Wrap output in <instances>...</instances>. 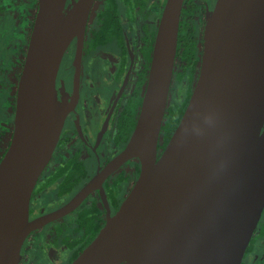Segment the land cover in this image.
<instances>
[{"label": "water", "instance_id": "obj_1", "mask_svg": "<svg viewBox=\"0 0 264 264\" xmlns=\"http://www.w3.org/2000/svg\"><path fill=\"white\" fill-rule=\"evenodd\" d=\"M95 0H39L16 130L0 165V264H20L34 188L67 115L57 76ZM184 0H167L142 110L126 149L56 216L138 158L139 178L71 264H242L264 211V0H217L188 107L158 159Z\"/></svg>", "mask_w": 264, "mask_h": 264}, {"label": "flooded vegetation", "instance_id": "obj_2", "mask_svg": "<svg viewBox=\"0 0 264 264\" xmlns=\"http://www.w3.org/2000/svg\"><path fill=\"white\" fill-rule=\"evenodd\" d=\"M166 3L95 0L82 44L77 36L70 42L56 83L67 115L53 156L31 196L30 221L41 226L27 237L20 264H71L135 186L141 172L138 158L123 163L80 203L56 216L126 149L142 110ZM216 3L184 0L180 30L184 23L196 32L197 63L193 74L183 69L179 30L158 159L194 92L202 65L203 34ZM38 10L39 0H0V165L15 135L19 86ZM171 124L176 127L170 132ZM242 264H264V211Z\"/></svg>", "mask_w": 264, "mask_h": 264}, {"label": "trees", "instance_id": "obj_3", "mask_svg": "<svg viewBox=\"0 0 264 264\" xmlns=\"http://www.w3.org/2000/svg\"><path fill=\"white\" fill-rule=\"evenodd\" d=\"M184 11V15H185ZM196 32L194 33L193 29L190 27H185L182 23L180 30V41H179V57L182 61L183 69L190 70V74L195 72V64L197 63V52H198V40L195 37ZM191 68V69H190ZM176 125L171 124L168 126V131H173Z\"/></svg>", "mask_w": 264, "mask_h": 264}, {"label": "rangeland", "instance_id": "obj_4", "mask_svg": "<svg viewBox=\"0 0 264 264\" xmlns=\"http://www.w3.org/2000/svg\"><path fill=\"white\" fill-rule=\"evenodd\" d=\"M184 92H185V90H184Z\"/></svg>", "mask_w": 264, "mask_h": 264}]
</instances>
